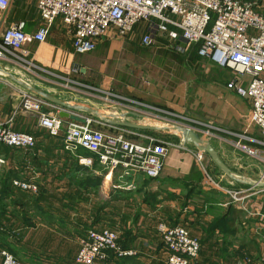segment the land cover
<instances>
[{
	"label": "crops",
	"instance_id": "crops-1",
	"mask_svg": "<svg viewBox=\"0 0 264 264\" xmlns=\"http://www.w3.org/2000/svg\"><path fill=\"white\" fill-rule=\"evenodd\" d=\"M248 1L257 2V9L264 11V0ZM19 3V7L22 9L19 15L11 14L12 5L5 13H0L1 34L6 25L8 26L21 19L26 20L25 30L27 32L32 33L37 30L41 21L39 15L35 12V9L30 12L32 9L25 5L24 0H20ZM24 11L28 14L25 15ZM136 31L135 34H131L124 39L105 37L97 48L100 45L108 46L107 43L102 44L107 41L120 43L121 45L128 42L134 49L133 54L138 51H148L152 55L153 52L152 58L156 54L157 57L162 58L164 52L170 49L163 40L150 47L142 46L140 33ZM96 49L94 51L99 54L100 48ZM20 51L26 53L29 57H34L37 63L48 69H46L47 71H28L34 76V80L31 76L22 79L29 84L32 80L34 86L64 101H68L67 96L60 93L56 87H61L67 91L77 90L82 94L92 95L94 99H97L99 95L101 97L110 94L117 97L119 101L106 100L104 107H108V110H101L102 103L97 107L103 112L114 113L119 116L125 115V119L135 122H138L141 117L138 118L132 112L141 113L143 117L148 116L170 122L173 110L179 113L184 112V109L189 107L193 114L188 113L186 115L209 123L214 127V130H220L218 128L227 130L219 132L220 135H217L214 139L213 137L209 138L223 161L243 177L256 181L261 179L260 174L264 169V145L260 141H264V135L251 120L250 100L240 98L235 91L229 90L227 85L211 88L206 108L193 104L185 105V102L180 100L169 99L170 97L166 95L164 86L160 87L161 91L155 87L154 89L150 88L147 92H130L129 86L128 89L125 86L120 88L119 86H112V81H110L112 79L108 76H105L94 89L90 87L86 89L85 86L72 82L71 84L74 86L67 85V78L82 83L83 78L89 75L90 67L87 62L83 61L84 58L79 57L81 54L73 55L72 42L61 18L54 22L44 42L27 41ZM197 57L200 56L197 55ZM5 59L9 63L15 61L10 57ZM203 59L206 63L209 61ZM169 63L171 64V62ZM170 64L167 65L168 68H171ZM18 85L20 87L12 86L13 92L8 99L0 101V120L10 124L15 130L32 132L38 139L36 147L38 146L37 149L40 154L37 152L38 157L35 159L34 156L27 155L35 151L16 147H10V149H6L5 146L0 147V159L3 160L0 162V178L4 179L12 171L15 177L12 183L17 179L38 186L36 192L28 191L30 195L38 196L42 188L46 191L40 204L42 209H32L27 214L25 212L21 214V216H32L33 220L26 224L21 217H13V228L4 229L6 236L3 243H0V264L3 262L2 248L8 249L25 264H74L75 256L80 247V238L85 236L88 230L93 227L91 225L92 218L89 216L91 212L89 211H87L88 214L80 208L78 210L59 209L58 211L60 199L57 197L61 196L64 202H69L72 199L70 195L73 190L71 179H69L71 176L68 175L69 168L65 158L74 155L66 152L62 147L47 151V147L53 139L46 129L38 125L37 119L34 120L33 124V116L20 108L19 92L24 87ZM0 86L9 87L3 79L0 80ZM177 87H179L178 84ZM169 89L173 88L170 87ZM109 90L112 94L109 93ZM123 96L131 97L137 102L125 99L126 97ZM153 107L159 110H154ZM44 110L59 115L61 107H45ZM164 110L167 112L164 113ZM82 113L86 114V112ZM35 116L38 115L35 114ZM61 118H63L65 126L71 121L70 118ZM144 119L150 121L149 124H160L155 119L145 117ZM140 123L144 122L140 121ZM106 124L111 128L107 130L113 132L117 131L115 127H121ZM194 126L201 130L206 129L205 126L200 124L195 123ZM237 134L245 135L246 139L241 140ZM130 135L135 134H129L128 136ZM240 140V143L244 142L255 147L257 154H251L240 147L238 145ZM10 152H13V154H9ZM80 154L84 156L93 155L91 152ZM42 156L48 157V161L40 162ZM79 164L81 163L79 162ZM250 170L259 173H256L257 176L252 177L247 175ZM94 174L102 177L98 190L103 197L108 194L116 200L119 191L128 190L131 194L129 200L134 199V204L137 206L134 212V217H137V220L134 222L133 228H128L135 236L131 247L128 249L134 250L135 254L118 256L114 252H109L108 258L99 264H165V252L156 228L157 222L160 221L172 225H185L190 229L193 236L199 238L202 250L193 264H259L257 260L264 252V187L237 182L239 187L235 188L247 189L246 192L241 194L243 198L240 201L234 200L223 189H206L202 185V172L196 167L194 156L187 150L179 148H173L168 152L165 158V169L162 175L157 178L136 174L120 179L115 173L110 180V178L105 179L106 170L102 167L95 169ZM55 179L61 182L57 183V181H54ZM128 183H133L135 188L126 187ZM52 184H60L58 186L60 190H63V195L58 192L52 193L50 190ZM14 188L16 190L20 189L16 186ZM169 192L176 194L178 197L176 199L168 198ZM146 198L148 201L145 200ZM47 200L58 201L59 203H54V206L49 208ZM155 200L158 202H155ZM83 205L87 208V205L91 206L92 204L86 205L85 202H82L81 207ZM48 210L56 213H54L55 219L51 223H48L42 215L43 212H49ZM103 212L105 213L104 210ZM120 213L118 212V217L124 215L122 213L120 215ZM61 217H64L63 220L68 222L65 227L61 226L58 221ZM218 220H220V225L212 231V222ZM105 221L95 225L107 226L105 223L108 224L110 221ZM112 228L116 229L114 226ZM126 229L117 228L116 230L122 234ZM246 257L251 258L252 261L245 262Z\"/></svg>",
	"mask_w": 264,
	"mask_h": 264
},
{
	"label": "built area",
	"instance_id": "built-area-1",
	"mask_svg": "<svg viewBox=\"0 0 264 264\" xmlns=\"http://www.w3.org/2000/svg\"><path fill=\"white\" fill-rule=\"evenodd\" d=\"M15 0H0V13L10 8ZM28 8L35 9L40 24L35 32L25 30L26 20L14 21L1 34L0 57L8 58L13 52H19L30 40L44 42L54 22L61 18L72 42L73 55L94 51L105 38H126L140 33L143 46H152L164 38L180 51H187L198 45V55L213 64L229 67L233 78L227 88L251 102V120L264 135V11L257 9V2L248 0H24ZM180 40V41H178ZM178 41V42H177ZM5 51V52H4ZM11 54V55H10ZM22 105L24 111L43 112L40 126L51 136L58 137L65 128L62 148L74 155L86 166L97 161L106 170L105 179L117 173L120 179L143 174L157 178L165 169L168 144L159 142L153 136L137 142L129 140V134L138 135V131L128 127H115L117 131L103 130L92 125V114L75 112L85 121L71 120L66 126L63 118L52 112L43 111L44 105H57L43 97L24 89ZM154 110H159L153 107ZM167 112L164 110V113ZM188 119V118H187ZM190 120V119H188ZM192 121V122H191ZM184 124L195 131L207 133L200 135L209 139V123L191 120ZM207 127L201 130L194 126ZM179 147L189 150L179 134ZM254 141V140H253ZM0 142L16 148H34L37 140L34 134L13 129L10 124L0 120ZM264 145V141H260ZM196 149L194 160L202 172L204 188H218L222 179H216L209 173L206 153ZM246 150V147H242ZM80 149L91 152L84 156ZM256 154L257 150L249 149ZM3 160L0 159V162ZM264 181V171L260 179ZM231 185L233 182H229ZM13 185L23 190L36 191L37 186L26 181L14 180ZM128 188H135L128 183ZM225 190V189H223ZM226 191V190H225ZM247 189L228 190L227 193L237 201ZM264 217V215H263ZM162 248L165 252V264H193L202 250L199 238L192 235L185 225L159 226ZM119 233L111 227H91L80 238V247L74 264H99L105 261L109 252L118 256L134 255L135 251L121 248ZM2 264H25L6 248L1 249ZM246 257L245 262H251ZM259 264H264L262 252Z\"/></svg>",
	"mask_w": 264,
	"mask_h": 264
},
{
	"label": "rangeland",
	"instance_id": "rangeland-1",
	"mask_svg": "<svg viewBox=\"0 0 264 264\" xmlns=\"http://www.w3.org/2000/svg\"><path fill=\"white\" fill-rule=\"evenodd\" d=\"M19 1L20 0H15L12 3V7H11V14L12 15H15V14L19 15L20 11L22 10L19 7V4H20ZM7 27H9V25L5 26V28L2 30V33L5 31V29ZM111 42L112 41L103 42L102 44L107 43L108 46L100 45L98 47L101 50L99 54H97L96 51H94V52L92 51V52H88V53H84V54L79 55L80 58L81 57L84 58L83 61H85L89 64L90 73L87 77L83 78L84 80H82V83L75 81L73 79L67 78L68 79L67 85L70 84L71 86H74L73 84H71V82H72V83H76L78 85H83L86 87V89H88L89 87L94 89L96 86H98V84H100V82L104 79L105 76H108L110 79H112V80H110V81H112V83H111L112 86H114V85L119 86V88L121 86H125L127 89L129 86L131 89L130 92H139V91L147 92L150 88L154 89L156 87V88L160 89L161 86H164V89H166V95L168 97H170L169 99L172 98L171 100H180L182 102H185V105H188V104L192 105L193 104V105H199L203 108H206L208 105L206 103H208V98H209L208 95H210L211 88H213V87H215V88L224 87L225 85H228V82H230L231 79L233 78V71L229 67L219 66L217 64H213L211 61H207V63H206V61L201 57H198L196 59H193V58L191 59L190 54H191L192 47L190 49H188L187 51L183 52V51H180V50L174 48L168 42L167 47L170 49H168L167 51L164 52V57L159 58V57H157V54H156V56H154V58H152L153 52H152V55L148 51H140V52L138 51L137 53L133 54L134 49H133V47L130 46V44L128 42H124V44H122V45L120 43H115V42L111 43ZM0 44H2L1 33H0ZM144 47H147V46H144ZM98 48L96 50H98ZM10 58L15 60L14 62H16L18 65L15 64L14 62L9 63L6 61V59L4 57H0V67L2 69H4L5 71L10 72V73H12V72L10 70H7V69L18 70L19 76L22 75L23 77H27V78H30V76H31L32 79L34 80V76L32 74H30L28 71L37 72V71H41V70H44V71L48 70L45 66L42 67V65L37 63L35 61L34 57L33 58H32V56L29 57V55H27L26 53L21 52V51L13 52V55ZM76 58H77V56H76ZM169 62H171V64ZM169 64H170L171 68H168L167 65H169ZM19 68L22 69L23 71L20 70ZM12 74H14V73H12ZM1 79L5 80V82L9 85V87H7V88L0 86V101H4V100L8 99L10 97V95L12 94V92H13L12 86H15V85L19 86V85L17 83H15L9 77V75L4 73V72L3 73L0 72V80ZM177 84L179 87H177ZM54 87H56V86H54ZM170 87H172L173 89H169ZM56 89H59L60 93L67 96L68 101L78 102V103L86 104L89 106L94 105V107H96V108H98L97 105L100 106L99 104L102 103L103 107L100 106L101 110L102 109L108 110V107H104V102L106 100L110 99L112 101H119V99H117V97L110 95V94H106V95H103L101 97L99 95V97L97 98L98 100H97L96 98L94 99L92 95L89 96V94H82L81 92H79L77 90H73V91L68 90L67 91L61 87H56ZM23 90H24V88L22 90H20L19 94H20V108L24 111L23 105H22V97H21V95L23 94V92H22ZM160 91H161V89H160ZM109 93H111L110 90H109ZM119 96H122V95H119ZM123 97H126V96H123ZM240 98H242V97H240ZM125 99H129V100H133V101L137 102L136 100L132 99L131 97H126ZM81 101H83L85 103H83ZM92 103H95L96 105L92 104ZM45 107L52 108L54 106L53 105H44L43 111H45L46 113H49V111L44 110ZM184 110L186 112L184 111V112H179V113L173 110V114L170 116V118L172 120H170L169 123L190 124L192 122L191 121L192 119L196 120V119H194V117H190V116L186 115L188 113L190 115L193 114V112H191L192 110L189 107H186ZM24 112H27L28 114H31V116H33V118H32L33 124H34V120L37 119V121H38L37 123H38V125H40L41 114L43 112H37L36 113L33 111H26V110ZM35 114L38 116H35ZM87 114H89V113H87ZM92 116H93V118H92L91 122L95 128H99V129H103V130L111 129L109 127V125H107L103 120L99 119L98 116H96V115H92ZM187 118L190 120H188ZM155 119H158V118H155ZM160 120L162 121V119H160ZM140 121L147 123V124L150 123V121H148L144 118H141L140 120H138V122H140ZM218 129H220V130H214V129L209 128V134H208L209 138L213 137V139H214V137H216L217 135H220L219 132L227 131V130L222 129V128H218ZM205 130H207V127ZM136 131H138L137 132L138 135L128 136L129 140L137 141L140 143V142H143L146 140L145 136L149 135V136H153V137L157 138L158 141L162 142L163 144L164 143L168 144V149H167L168 152L170 150H172L173 148L182 149L179 147V139L180 138H179L178 134L173 132V131H168L167 128L166 129L161 128V129L155 131L154 133L143 132L142 130H136ZM25 132H28V131H25ZM29 133L33 134L32 132H29ZM201 133L205 135V133H207V131H204ZM237 135L240 137L241 140L246 139L245 135H242V136H241V134H237ZM50 137H51V135H50ZM52 137H54V136H52ZM36 140L38 141L37 137H36ZM241 140L239 141V144H238V145H240V147H246V151H248L249 149L256 150L255 147L250 146L247 143H244V142L240 143ZM248 140L251 141L250 139H248ZM192 146L193 145L188 146V148H189L188 152H190L193 155L194 152L196 151V149ZM35 147L36 146H34V148ZM24 149L25 150H31L33 148H28V149L24 148ZM183 150H186V149H183ZM38 153L40 154V152H38ZM65 159H67L66 164L69 168V171H68L69 176L71 174L73 176L77 173L83 174V175L89 173V171L83 172L81 170H76L74 168V165L72 164V161H71L72 158H70V159L65 158ZM46 161H48V157L42 156V158H40V162H46ZM206 163H207V167L209 168L210 175L215 177L217 180L222 179L220 184H221V186H223V189H225L226 192L228 190L234 191V189L240 190V188H235V187H239L237 185V182H235L228 174L223 172L219 167L214 165L210 161V159L208 158V155H206ZM195 165H196V163H195ZM196 167L198 168L197 165H196ZM236 167H238V165H236ZM85 168H88L89 170L94 172V169L92 168V166H87V167L85 166ZM263 171H264V169H263ZM256 173H259V172L256 171ZM256 173H254L253 171L250 170V172H248L247 175L254 177L255 175L257 176ZM262 174H263V172L260 174L261 177H262ZM54 181H57V183L61 182L57 179H55ZM229 182H233V184L231 185ZM58 185H60V184H58ZM58 185L52 184V187H50L51 188L50 190L52 193L58 192V193H61L63 195V190L62 189L60 190ZM71 187L73 190L72 194H71V198L75 200V202H76L75 208L77 210L80 208V209H83V211L86 214H88L87 211L93 213V212H95V210H97V208L99 206H102L103 203L108 202L105 209H104V211H105L104 219H106V220L108 219V221H111V219H113L115 221V223H112V225L116 229L117 228H127V229L133 228L134 212H135V209L137 208V206H135L136 204H134L135 203L134 199L130 201L129 200L130 197H127V198L121 197L120 193L117 194V196L119 198L116 197V200L113 198V196H110L108 194L104 195L105 197H103V195L99 194V190L93 191L92 189L87 188L89 190L84 191L85 188H83L82 186L75 184L73 182H71ZM26 191L30 192L32 190H26ZM40 191H46V189L42 188V189H40ZM32 192H36V191H32ZM39 194H40V192H39ZM68 197H69V195H68ZM57 198L60 199V201H59L60 203L58 201L51 200L50 206H54V203H59V206L62 205L64 200L61 199V196L57 197ZM80 199H81V201H80ZM82 202H85L86 205L87 204H92V205L91 206L87 205V208L83 205L84 207L82 206L83 207L82 208L81 207ZM118 212L119 213L121 212L124 215H128L129 216L128 220H126V221L122 220L121 213H120L121 217L120 216L118 217ZM113 216L115 217V219ZM104 222H106V221L104 220ZM161 223H163V224L165 223L168 226H176L177 225V224H175V225L168 224L167 222H164V221L157 222L156 228H157V231L159 234V238H160L159 226ZM105 225H107V226L100 225L98 227L99 228H102V227H111L112 228L111 222H109L108 224L105 223ZM117 232L119 233V239H120L121 232L118 230H117ZM160 241H161V239H160ZM121 248H122V246H121ZM126 250H130V249H126Z\"/></svg>",
	"mask_w": 264,
	"mask_h": 264
},
{
	"label": "trees",
	"instance_id": "trees-1",
	"mask_svg": "<svg viewBox=\"0 0 264 264\" xmlns=\"http://www.w3.org/2000/svg\"><path fill=\"white\" fill-rule=\"evenodd\" d=\"M33 12V9L30 11ZM24 14L27 15L28 12L24 11ZM164 41L165 43H167L166 40H164V38H160V41ZM150 47V46H147ZM198 55V45H194L192 46V50H191V59H196ZM175 59V58H174ZM10 70L12 73H14L17 77L20 78H24L22 75L19 76V72L18 70H12V69H7ZM31 84L34 85L32 83V80H30ZM144 131V130H143ZM65 132V129L62 131L61 135L58 137H52V141L49 143V147H47V151H51L53 148H58V147H62V137L63 134ZM145 132H150V133H154L155 131L152 130H145ZM56 141V142H55ZM37 145V144H36ZM5 146L6 149H10L11 146H7L3 143H0V147ZM38 146L30 151H35L32 152L30 154L27 155H31L34 156V158L36 159L38 157ZM84 152H89L85 149H80L79 153H84ZM9 154H13V152H10ZM1 156V155H0ZM66 158H72V164L74 165V168L76 170H81L83 172H87L89 171L88 174H75L71 176V182L78 184L80 186H82L83 188H85L86 190H89L87 188L92 189L93 191L98 190L100 187V183H101V176H97L94 174V172H92L91 170H89L88 168H85V166L79 164V161L76 157L74 156H67ZM68 159V160H69ZM67 160V159H66ZM99 164L96 161L94 163V165L92 166V168L95 169H99ZM218 167V166H217ZM14 175L12 173V171H10L4 179L0 178V243H3L4 238L6 236L5 234V228H13V217L17 218V217H21L22 221H25V223H29L32 220V216L27 217V216H21L22 213L25 212V214H27L29 211H31L32 209H42V207L40 206V204L42 203L41 201L43 200V198L45 197V191H41L40 194L38 196H33L30 195L28 193V191L26 190H20L14 188V185L12 183ZM150 178V177H149ZM121 194V197H130V191L128 190H123V191H119ZM14 194V197H13ZM71 196V195H70ZM168 198H173L176 199L178 196L174 193L169 192L168 193ZM119 198V197H118ZM146 201H148V199H145ZM49 203V208H51V200H47ZM81 201V199H80ZM155 202H158L157 200H155ZM108 202H105L102 204V206H99L97 208V210H95V212H91V214H89V216L92 218L91 221V225H95L96 223H101L102 221L106 220L104 219V212L103 210L105 209L106 205ZM75 200L71 199L69 202H63L61 206H59V209H67V210H75ZM49 212H43L42 215L43 217H45L44 219L48 222L51 223L52 220L55 219V212H50V210H48ZM55 213V214H54ZM95 213V214H94ZM64 217H61L58 219L59 223L61 226L65 227L67 225L68 222H66L65 220H63ZM129 216L128 215H122V220L126 221L128 220ZM108 220V219H107ZM137 220V217H134V222ZM111 225L112 223H114V220L111 219ZM220 225V220L218 221H214L212 222V228L211 230H215L217 226ZM89 227V225H87ZM113 226V225H112ZM135 239V236L132 234V231L129 229H126L122 234L121 237L119 239V243L122 246L123 249H128L131 247V244L133 243ZM125 256H131V255H125Z\"/></svg>",
	"mask_w": 264,
	"mask_h": 264
},
{
	"label": "water",
	"instance_id": "water-1",
	"mask_svg": "<svg viewBox=\"0 0 264 264\" xmlns=\"http://www.w3.org/2000/svg\"><path fill=\"white\" fill-rule=\"evenodd\" d=\"M84 69V68H83ZM0 71L6 73L9 75V77L16 83L20 84L23 86L25 89L36 93L37 95L43 97L47 101L60 106L61 111H60V116L61 117H66L70 118L71 120L78 121V122H84L85 120L78 116L75 112H86L92 115H96L99 117V119L103 120L105 123L112 124V125H117L121 127H128V128H133V129H139V130H152V131H157L161 129V127L158 126H153V125H148V124H141L139 122L131 121L129 119H125V115L119 116L118 114L114 113H107L103 112L100 109L94 107V106H89L86 104H81V103H71L68 101H64L58 97L53 96L52 94H49L39 88H36L22 80H20L18 77H16L14 74L5 71L0 67ZM71 109V110H70ZM133 115H136L138 117H143V114L138 113V112H132ZM175 128H178L180 131V135L183 137L184 141L186 143L193 144L196 146L198 149L202 150L203 152L208 155V158L210 161L218 166L223 172L228 174L234 181L236 182H242L245 184H250L253 186H259V187H264V181H256V180H251L247 177H243L240 174L236 173L234 170H232L221 158L218 150L213 146L211 141L200 135L197 131H195L193 128L188 127L184 124H174Z\"/></svg>",
	"mask_w": 264,
	"mask_h": 264
},
{
	"label": "bare ground",
	"instance_id": "bare-ground-1",
	"mask_svg": "<svg viewBox=\"0 0 264 264\" xmlns=\"http://www.w3.org/2000/svg\"><path fill=\"white\" fill-rule=\"evenodd\" d=\"M1 73H3L2 71H0ZM17 77V76H16ZM20 80H22V81H24L22 78H20V77H18ZM25 82V81H24ZM27 83V82H26ZM29 84V83H28ZM30 85H32V84H30ZM32 86H34V85H32ZM34 87H36V86H34ZM36 88H38V87H36ZM22 89V88H21ZM25 89V88H24ZM40 89V88H39ZM50 94V93H49ZM108 113V112H107ZM145 118H147V119H155V118H151V117H148V116H144ZM144 117H141V118H144ZM155 120H158V119H155ZM159 122H160V124H148V125H153V126H158V127H161V128H167L168 129V131H173V132H175V133H177L178 135L180 134V131L178 130V128H175V125H174V123H169V122H166V121H164V120H158ZM140 123V122H139ZM141 124H147V123H141ZM191 145V144H190ZM237 173V172H236ZM110 177H108V179H109Z\"/></svg>",
	"mask_w": 264,
	"mask_h": 264
}]
</instances>
